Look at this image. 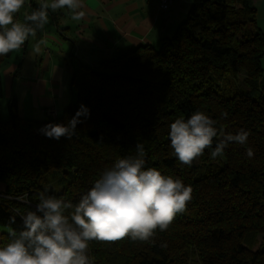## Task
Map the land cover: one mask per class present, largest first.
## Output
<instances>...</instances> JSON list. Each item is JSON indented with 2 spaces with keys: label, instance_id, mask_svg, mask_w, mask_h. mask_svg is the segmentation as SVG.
Returning <instances> with one entry per match:
<instances>
[{
  "label": "trees",
  "instance_id": "obj_1",
  "mask_svg": "<svg viewBox=\"0 0 264 264\" xmlns=\"http://www.w3.org/2000/svg\"><path fill=\"white\" fill-rule=\"evenodd\" d=\"M160 43L81 63L70 78L74 99L61 115L41 120L21 116L16 97L3 118L0 74V182L6 185L0 224L18 235L21 217L35 210L45 189L77 203L141 144L145 168L180 178L192 187L191 200L152 243L90 241L94 264H264V33L253 0H193L176 32ZM11 53L0 56V73ZM81 106L88 114L70 139L41 133L47 124L67 125ZM197 110L216 121L218 135L189 167L170 146V124ZM240 129L249 132L246 144L230 143L211 156L224 134ZM12 232L2 233L0 247Z\"/></svg>",
  "mask_w": 264,
  "mask_h": 264
},
{
  "label": "clouds",
  "instance_id": "obj_2",
  "mask_svg": "<svg viewBox=\"0 0 264 264\" xmlns=\"http://www.w3.org/2000/svg\"><path fill=\"white\" fill-rule=\"evenodd\" d=\"M25 0H0V56L20 49L30 36L48 23V11L68 9L74 20L84 16L82 0H51L26 15L24 22L14 19ZM39 51V45L36 49ZM81 110L67 125L47 124L41 133L59 140L71 138L76 130ZM226 115V114H225ZM216 121L197 110L187 120L183 117L170 124V146L183 165L191 166L212 148L218 135ZM249 132L240 129L235 135L224 134L211 152L219 156L230 143L244 145ZM247 156L254 155L251 147ZM143 145H136V154L117 160L106 169L94 185L73 204L48 195L39 194L35 210L21 217L24 229L0 247V264H94L88 255L89 242L115 243L125 238L146 243L154 242L157 230L166 231L177 214L186 210L191 200L192 187L180 178L163 175L157 168H145ZM15 223V218H10ZM163 246V245H162Z\"/></svg>",
  "mask_w": 264,
  "mask_h": 264
},
{
  "label": "crops",
  "instance_id": "obj_3",
  "mask_svg": "<svg viewBox=\"0 0 264 264\" xmlns=\"http://www.w3.org/2000/svg\"><path fill=\"white\" fill-rule=\"evenodd\" d=\"M25 2L30 7L29 15L51 0ZM191 3L192 0H174L164 10L158 0H82L81 11L85 14L80 20H74L66 8L55 12L49 9L45 27L12 51L3 66L4 95L8 99L16 97L20 110L24 101L29 102L30 117H49L46 110L51 106L59 116L74 99L70 78L75 68L81 63L96 64L139 45L155 47L182 23L183 6ZM253 6L257 25L264 33V0H253ZM262 63L264 67V56ZM4 192L5 185L0 182V198ZM3 232L12 229L0 224V241Z\"/></svg>",
  "mask_w": 264,
  "mask_h": 264
},
{
  "label": "rangeland",
  "instance_id": "obj_4",
  "mask_svg": "<svg viewBox=\"0 0 264 264\" xmlns=\"http://www.w3.org/2000/svg\"><path fill=\"white\" fill-rule=\"evenodd\" d=\"M187 1L189 2L190 0H187ZM192 2H193V0H192ZM176 3L179 4V1H177ZM191 4H192V3H191ZM190 6H191V5H189V6L184 5V6H183V12H185V15H184V17H183V20H185V18L187 17V14H188V11H189ZM184 7H185V8L187 7L188 9H184ZM29 11H30V7L28 6V3L25 2V3H24V6L20 9V11H19L18 13L15 14V16H14L15 21H17V22H24V18H25L26 15H28V12H29ZM183 14H184V13H183ZM183 20H182V21H183ZM182 21H181V22H182ZM181 22H180V23H181ZM177 28H178V25L176 26V29L174 30V32H173L170 36H172V35L176 32ZM160 45H161V43L158 44V45H156L155 47H156V48H159ZM18 58H19V57H18ZM6 64H7V63H5V65H6ZM0 74H2V73H0ZM21 98H22V100H25V97H21ZM8 100H9V99H8V97L6 96V94H5V95L2 97V99H1L2 116H3V118L6 119V120H7V118H8V110H7ZM30 108H31V106H30ZM48 109H49V108H48ZM48 109L46 110L48 116H51V117H56V116H58L57 112H56V115H55V116H52V115L48 112ZM29 112H30V109H29V102L24 101V107H22L21 110H20V114H21V116H23L24 118H31V119L39 120L38 117H36V118L30 117V116H29ZM4 185H5V184H4ZM5 187H6V185H5Z\"/></svg>",
  "mask_w": 264,
  "mask_h": 264
},
{
  "label": "built area",
  "instance_id": "obj_5",
  "mask_svg": "<svg viewBox=\"0 0 264 264\" xmlns=\"http://www.w3.org/2000/svg\"><path fill=\"white\" fill-rule=\"evenodd\" d=\"M159 1V6L161 9H164V10H167L173 3L174 0H158ZM48 112L52 115V116H55L56 115V110L53 106H51L49 109H48ZM3 197L5 195H2Z\"/></svg>",
  "mask_w": 264,
  "mask_h": 264
}]
</instances>
